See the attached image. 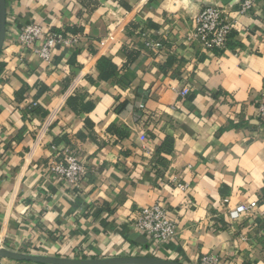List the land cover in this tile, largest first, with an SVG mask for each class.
<instances>
[{
  "label": "crops",
  "instance_id": "obj_1",
  "mask_svg": "<svg viewBox=\"0 0 264 264\" xmlns=\"http://www.w3.org/2000/svg\"><path fill=\"white\" fill-rule=\"evenodd\" d=\"M241 1L7 0L0 246L64 258L148 256L141 255L147 239L133 240L130 224L139 210L160 203L177 221L179 236L157 257L199 264L216 255L222 264H264V124L258 114L264 0L243 16ZM209 5L225 6L236 20L220 55L187 36ZM31 24L45 33L78 31L70 35L81 41L56 48L45 62L18 42ZM143 28L163 39L161 54L143 53ZM128 52L139 53L133 63ZM102 58L117 67L108 81L100 78ZM183 83L190 93L179 106ZM72 98L93 104V111H75ZM167 139L170 153L161 155ZM53 146L70 150L86 167L77 188L51 172ZM249 202L259 203L258 218L233 227L229 211ZM0 264L32 263L0 258Z\"/></svg>",
  "mask_w": 264,
  "mask_h": 264
},
{
  "label": "built area",
  "instance_id": "obj_2",
  "mask_svg": "<svg viewBox=\"0 0 264 264\" xmlns=\"http://www.w3.org/2000/svg\"><path fill=\"white\" fill-rule=\"evenodd\" d=\"M256 2L257 0H242L237 4L238 14L240 16L251 14L255 9ZM235 26L236 20L230 17L225 6H204L195 20L194 29L187 36L191 41L197 42L204 51L221 53L227 50ZM138 37L142 44L143 53L151 56L163 52L165 48L163 39L157 36L153 37L147 28L141 29ZM80 41L79 35L45 33L36 24L28 25L18 33V42L21 47L36 53L48 63L52 61L53 51L56 48L76 47ZM39 42L42 45L38 48ZM189 93V85L183 83L178 92L179 106L187 103ZM37 106L34 103L30 108L32 110ZM172 109L175 110L176 107ZM258 114L264 124V94L258 106ZM52 150L56 155L52 161L51 172L61 178L69 189L77 188L88 174L86 167L70 150L66 149L59 152L56 146H53ZM181 187L183 190L188 189L187 186ZM258 212V202L242 204L235 210L229 211L230 224L233 227H240L247 218L257 219ZM130 229L147 239L149 249L145 253L154 257L164 246L176 241L179 236L177 221L174 220L168 209L160 203L139 210L130 224ZM199 264H222V259L216 255H205Z\"/></svg>",
  "mask_w": 264,
  "mask_h": 264
},
{
  "label": "water",
  "instance_id": "obj_3",
  "mask_svg": "<svg viewBox=\"0 0 264 264\" xmlns=\"http://www.w3.org/2000/svg\"><path fill=\"white\" fill-rule=\"evenodd\" d=\"M7 33V0H0V52L3 50ZM132 239L146 244L143 236L134 234ZM0 258L15 262L32 264H181L154 256H120L105 259H73L64 257H52L37 254H26L11 251L0 246Z\"/></svg>",
  "mask_w": 264,
  "mask_h": 264
},
{
  "label": "trees",
  "instance_id": "obj_4",
  "mask_svg": "<svg viewBox=\"0 0 264 264\" xmlns=\"http://www.w3.org/2000/svg\"><path fill=\"white\" fill-rule=\"evenodd\" d=\"M71 33H75V32H78V31H72L70 30ZM70 33V34H71ZM233 38V34L231 36V39L230 41L232 40ZM229 41V43H230ZM228 43V45H229ZM222 53V52H221ZM221 53H215L217 55H220ZM139 56V53L138 52H128V57L130 58V63H133ZM6 68V62H4L2 60V51L0 52V79L3 75V72ZM98 70L100 72V78L103 80V81H108L110 79H113L114 77L117 76V67L112 63L111 60L107 59V58H102L99 60L98 62ZM178 76V75H177ZM178 78L182 81L183 79H181L180 76H178ZM69 106L71 108H73L75 111L77 112H82V111H86V112H92L93 109H94V105L91 104V103H87V104H80L79 100L77 98H72L69 100ZM128 106V103L125 102L123 104H121L118 108V111L119 112H123ZM114 132L116 133V135H118L121 139L126 136V133L124 132H120L119 130L117 129H114ZM171 140L167 139V141L163 144V146L161 147V150L159 151V154H169L170 153V150H171ZM166 160L161 156L159 157L158 159V163L165 166Z\"/></svg>",
  "mask_w": 264,
  "mask_h": 264
},
{
  "label": "rangeland",
  "instance_id": "obj_5",
  "mask_svg": "<svg viewBox=\"0 0 264 264\" xmlns=\"http://www.w3.org/2000/svg\"><path fill=\"white\" fill-rule=\"evenodd\" d=\"M141 255H148V256H151L149 253L146 254L145 252L142 253ZM73 259H86V258H78V257H77V258H73Z\"/></svg>",
  "mask_w": 264,
  "mask_h": 264
}]
</instances>
